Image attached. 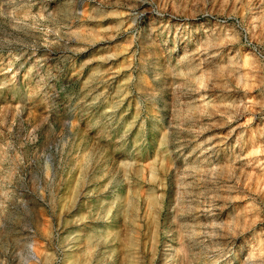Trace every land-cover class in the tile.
<instances>
[{
  "label": "rangeland",
  "instance_id": "rangeland-1",
  "mask_svg": "<svg viewBox=\"0 0 264 264\" xmlns=\"http://www.w3.org/2000/svg\"><path fill=\"white\" fill-rule=\"evenodd\" d=\"M2 112L0 264H264V0H0Z\"/></svg>",
  "mask_w": 264,
  "mask_h": 264
},
{
  "label": "bare ground",
  "instance_id": "bare-ground-1",
  "mask_svg": "<svg viewBox=\"0 0 264 264\" xmlns=\"http://www.w3.org/2000/svg\"><path fill=\"white\" fill-rule=\"evenodd\" d=\"M31 90V89H30ZM32 91V90H31ZM13 93L15 94V95H19L20 96V91L17 89V87H13ZM25 101V100H24ZM138 115L136 114V116H135V118L137 117ZM6 119H7V114L6 113H1L0 114V120H2L1 122H2V127H4L5 126V121H6ZM169 124H171V122L169 123ZM17 150V149H16ZM18 151V150H17ZM53 153V152H52ZM50 154V157H52L53 156V154ZM24 155H27V152L25 151L24 152ZM35 191V190H34ZM26 198H28L27 196H25ZM33 199V198H32ZM125 199H126V202H127V204H130L131 203V198L130 197H125ZM36 202H37V199L35 198L33 201L31 200V198H28V199H26V200H24L22 203H12V205H15V207H17V209L19 208L20 210H22V211H24V212H29V213H34L35 211H37L38 210V207L39 206H37V204H36ZM150 204L149 205H153L154 204V202H155V200H154V198L152 199V198H150ZM204 210H205V207H204ZM93 238V237H92ZM92 238H90V240L92 239ZM29 254V253H28ZM26 259H31V257H29V255H26ZM253 262V264H260L261 262H262V259L260 258V256L259 255H257V252H253V253H251L250 255H248L247 257H246V260L244 261V264H252V262Z\"/></svg>",
  "mask_w": 264,
  "mask_h": 264
}]
</instances>
